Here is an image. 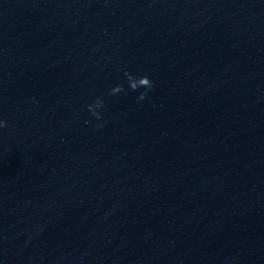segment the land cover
I'll list each match as a JSON object with an SVG mask.
<instances>
[{"label":"clouds","instance_id":"9594fccd","mask_svg":"<svg viewBox=\"0 0 264 264\" xmlns=\"http://www.w3.org/2000/svg\"><path fill=\"white\" fill-rule=\"evenodd\" d=\"M124 77L127 81V89H125V86L123 83H117L115 86H113L109 92L108 95L115 96L120 93L127 94L129 91H137L138 89H143L139 93V96L137 97V100H144L148 93L153 89L154 82L147 76H138L134 73L129 72L127 69L123 70ZM105 107V101L103 97L97 96L92 99L90 103L86 105V110L96 120H103V109ZM89 121H85V123H88ZM102 124L97 125V127H102ZM6 127V121L0 120V128Z\"/></svg>","mask_w":264,"mask_h":264}]
</instances>
